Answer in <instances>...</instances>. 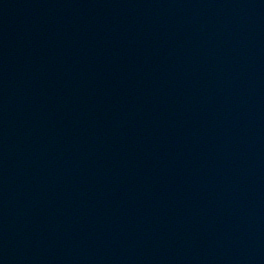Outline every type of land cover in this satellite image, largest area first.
<instances>
[{
    "label": "water",
    "instance_id": "water-1",
    "mask_svg": "<svg viewBox=\"0 0 264 264\" xmlns=\"http://www.w3.org/2000/svg\"><path fill=\"white\" fill-rule=\"evenodd\" d=\"M0 264H264V0H0Z\"/></svg>",
    "mask_w": 264,
    "mask_h": 264
}]
</instances>
